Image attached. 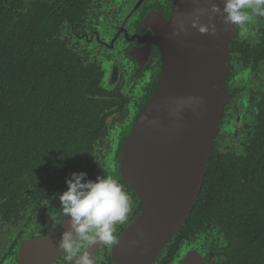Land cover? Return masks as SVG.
Returning a JSON list of instances; mask_svg holds the SVG:
<instances>
[{
	"label": "trees",
	"instance_id": "trees-1",
	"mask_svg": "<svg viewBox=\"0 0 264 264\" xmlns=\"http://www.w3.org/2000/svg\"><path fill=\"white\" fill-rule=\"evenodd\" d=\"M88 2L0 0V196L10 201L26 197L30 180L37 188L48 182L43 177L52 178L59 161L78 160L90 128L97 130L91 142L100 135L110 101L103 74L97 65L83 66L55 36L63 20ZM261 20L256 52L264 56ZM214 154L199 201L177 238L208 229L219 235L209 254L218 264H264V100L244 156L226 158L217 171Z\"/></svg>",
	"mask_w": 264,
	"mask_h": 264
},
{
	"label": "flooded vegetation",
	"instance_id": "flooded-vegetation-1",
	"mask_svg": "<svg viewBox=\"0 0 264 264\" xmlns=\"http://www.w3.org/2000/svg\"><path fill=\"white\" fill-rule=\"evenodd\" d=\"M172 1L89 0L83 8L77 7L74 17L63 20L55 36L83 66H99L106 75L107 88L103 85L102 90L110 101L104 104L107 108L100 119V135L91 142L97 130H88L90 137L85 141L89 145L78 160L59 161L58 171H51L52 178L43 177L49 181H42L40 188L30 180L24 198L10 201L6 195L0 196V264H69L59 248L61 235L69 228V221L61 214L59 195L67 191L66 180L72 173H87V179L93 181L98 176H111L122 185L130 197V212L127 222L116 226L118 237L142 211L143 202L115 168L148 91L155 85L157 88L161 72L162 56L157 46H150L145 22L157 23L161 16L171 18ZM246 27V31L236 27L231 48L226 82L232 97L224 108L211 155L215 152L217 171L226 158L243 157L258 131L264 100V56L256 52L262 37L261 17H254ZM178 235L157 264H177L201 237L206 261L215 259L218 264V259L209 255L218 234L203 229L187 238ZM109 249L101 246L98 264H114Z\"/></svg>",
	"mask_w": 264,
	"mask_h": 264
},
{
	"label": "water",
	"instance_id": "water-1",
	"mask_svg": "<svg viewBox=\"0 0 264 264\" xmlns=\"http://www.w3.org/2000/svg\"><path fill=\"white\" fill-rule=\"evenodd\" d=\"M211 3L223 8L221 0H173L171 18L145 22L146 38L150 46L159 48L162 67L157 88L148 91L115 161L119 178L144 207L109 249L114 264H157L198 203L222 114L232 97L226 74L236 27L221 32L224 25L217 20L216 37L195 29L178 38L171 33L180 13L190 14L197 6ZM104 80L106 75L102 85ZM189 97L200 103L185 107L179 118L170 115L177 99ZM101 246L88 249L94 264ZM181 257L177 264H217L215 259L206 261L198 246Z\"/></svg>",
	"mask_w": 264,
	"mask_h": 264
},
{
	"label": "clouds",
	"instance_id": "clouds-1",
	"mask_svg": "<svg viewBox=\"0 0 264 264\" xmlns=\"http://www.w3.org/2000/svg\"><path fill=\"white\" fill-rule=\"evenodd\" d=\"M223 8L216 3L206 7L197 6L192 13H180L171 36L178 38L195 29L201 35L216 37V21L224 25L219 31L230 27L247 30L254 17H264V0H221ZM207 22L202 23L201 18ZM200 103L198 98H180L170 115L179 118L185 107ZM154 123V121H149ZM67 191L59 195L61 214L69 221L68 230L61 235L59 248L72 264H94L88 249L95 245L113 247L119 242L116 226L128 220L129 195L122 185L111 176L87 179V173H72L66 180ZM64 220V221H65ZM54 221V220H53ZM63 221V222H64ZM56 224V222L54 221Z\"/></svg>",
	"mask_w": 264,
	"mask_h": 264
},
{
	"label": "rangeland",
	"instance_id": "rangeland-1",
	"mask_svg": "<svg viewBox=\"0 0 264 264\" xmlns=\"http://www.w3.org/2000/svg\"><path fill=\"white\" fill-rule=\"evenodd\" d=\"M104 85L107 88L106 85V80H104ZM203 237L199 238L193 245L189 246V248H194L196 246H198L201 250H204L205 246H204V242H203Z\"/></svg>",
	"mask_w": 264,
	"mask_h": 264
}]
</instances>
